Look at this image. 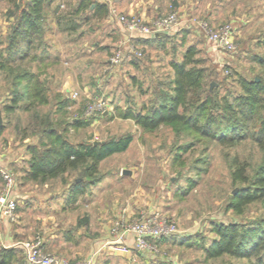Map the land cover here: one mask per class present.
<instances>
[{
    "label": "rangeland",
    "instance_id": "obj_1",
    "mask_svg": "<svg viewBox=\"0 0 264 264\" xmlns=\"http://www.w3.org/2000/svg\"><path fill=\"white\" fill-rule=\"evenodd\" d=\"M101 1L107 3L105 13L88 6L74 13L78 0H47L39 32L33 35L25 55L23 41L13 51L8 50V37L19 11L11 2L0 0V62L13 57L8 68H0L4 127L0 133V168L13 173L16 199L11 217L0 214V247L17 251L8 264H21L17 259L23 249L17 243L35 236L41 238L48 253L84 259L112 237L109 228L116 221L128 225L141 215L174 222L176 233L156 240V251L134 252L130 248L127 253H118L106 245L93 264H249L254 258L227 254L207 258L203 246L215 236L214 223L247 226L259 224L264 217V203L260 201L246 205L240 213L228 207L230 195L242 185L230 177L233 156L251 166L262 160L253 141L247 137L220 142L170 125L143 129L124 114L128 110L146 112L163 100L172 79L169 61L180 60L188 47L195 50L196 65L211 72L205 78L208 89L214 88L219 95L241 92L229 73L230 69L237 70L251 77L259 70L253 56L264 55V0H195V10L186 5L188 0H127L133 4L123 7H117L114 0ZM16 2L22 7L25 0ZM141 11H148L149 19L175 12L178 23L173 40L142 45L135 37L123 39L118 16L146 20ZM208 11L214 22L207 18ZM59 15L65 18L56 23ZM199 20L210 21L213 28L229 24L235 48L225 51L214 47L198 28ZM132 45L142 51L139 58L131 55ZM118 48L123 58L112 63ZM22 53L25 57L19 59ZM9 68L35 75L44 84L48 103L35 101L26 108L29 98L24 90L30 80L24 75L14 78L16 71ZM16 92L21 96L18 105L5 111L3 106ZM65 97L70 99L59 107L56 102ZM98 102L101 109L86 114V104ZM49 112L55 127H65L62 134L73 144L97 143L127 134L132 139L125 150L100 161L95 182L81 180L76 171L44 182L25 180L28 146L39 148L43 140L36 116ZM77 178L82 190L70 201L69 189ZM3 186L0 175V192ZM5 234L11 239L4 241Z\"/></svg>",
    "mask_w": 264,
    "mask_h": 264
},
{
    "label": "trees",
    "instance_id": "obj_2",
    "mask_svg": "<svg viewBox=\"0 0 264 264\" xmlns=\"http://www.w3.org/2000/svg\"><path fill=\"white\" fill-rule=\"evenodd\" d=\"M6 1L11 2L19 11L8 37V50L13 51L15 45L23 41L27 46L24 51L26 55L31 48L32 37L39 32L44 19L43 10L47 0H25L22 7H19L17 0ZM84 6L104 13L107 12L108 7L106 2L78 0L74 13ZM64 18L59 15L55 22L60 23ZM69 27L74 29V24ZM169 38L172 39L173 35L134 40L143 45L162 43ZM194 52L192 47H188L180 60L169 61L172 79L168 91L163 92V100L150 106L146 112L128 110L124 117L132 118L143 129H156L161 125H170L179 128V131L188 128L198 133L201 138H212L220 142L250 138L261 152L262 160L251 166L247 160L239 158L238 155L231 159L230 177L232 181L242 185L230 195L228 207L240 213L250 203L257 201L264 203V55L253 56L259 70L251 77L230 69L229 74L233 76L232 79L238 84L241 92L237 94L225 92L219 95L214 88L211 90L206 87L205 78L211 75V72L206 73L204 67L196 65L198 60L194 58ZM131 55L138 57L135 54ZM23 57H25L24 53L18 54L19 59ZM11 58L13 57L8 56L5 63L0 62V68H8L7 64ZM9 69L11 72L17 70ZM22 71L19 69L13 77L19 78L24 75L30 80L24 90L29 98L26 108L34 106L35 101L48 103L44 84L29 71ZM20 98V94L16 92L10 98V102L3 106L4 110L8 112L13 110ZM69 99L65 97L56 103L61 107ZM36 118L43 140L39 141V148H35L34 145L28 146L30 157L24 170L25 180L44 182L62 177L70 171H76L81 180L95 182L99 179L100 161L114 152L125 150L132 139V136L127 134L97 143L73 144L62 134L65 132V127L61 130L55 127L50 112ZM3 129L4 127L0 125V133ZM82 186L81 181L75 179L72 182L68 194L70 201L75 200ZM212 230L215 236L203 246L207 258L227 254L239 258H254L249 264L264 263V217L259 224L247 226L233 222H218L213 224ZM15 252L17 251L14 248L0 247V264H8L12 261ZM17 260L25 264L23 252Z\"/></svg>",
    "mask_w": 264,
    "mask_h": 264
},
{
    "label": "built area",
    "instance_id": "obj_3",
    "mask_svg": "<svg viewBox=\"0 0 264 264\" xmlns=\"http://www.w3.org/2000/svg\"><path fill=\"white\" fill-rule=\"evenodd\" d=\"M118 20L123 26L125 39L135 38H152L162 36L172 32L178 23L177 14L169 12L165 15L157 16L149 20H142L136 16L125 17L118 16ZM198 28L207 36L208 41L214 46L225 51H232L235 48L232 28L229 24H222L218 28H213L209 21L199 20ZM136 56H141L142 51L134 45L129 47ZM123 58L122 51L118 48L114 52L111 62L118 63ZM74 93L71 94V98ZM101 103L86 104L85 112L89 114L95 110L101 109ZM0 175L4 182L3 189L0 192V214L11 217L16 207L14 197L15 179L13 173L7 168H0ZM174 222L166 223L158 221L154 216H140L128 225H123L116 221L110 228L109 233L112 237L101 243L90 256L81 260H70L60 255L51 254L43 249L42 241L39 236H35L29 241H19L17 244L23 249L25 264H93L96 254L101 247L108 245L113 251L118 253H127L130 248L134 252L156 251L155 241L161 238H167L176 233ZM150 240H154L149 242Z\"/></svg>",
    "mask_w": 264,
    "mask_h": 264
},
{
    "label": "crops",
    "instance_id": "obj_4",
    "mask_svg": "<svg viewBox=\"0 0 264 264\" xmlns=\"http://www.w3.org/2000/svg\"><path fill=\"white\" fill-rule=\"evenodd\" d=\"M96 1H99V2H106V1H101V0H96ZM108 2L110 1V0H107ZM111 1H113V0H111ZM129 1H131V0H129ZM196 3L197 2H195V0L194 1H192V0H188V4H186L187 6H189V8H191V10H195V5H196ZM114 4L115 5H117V7H123V6H125V5H132V4H128V2H127V0H114ZM91 7H93V4L91 5ZM129 9H130V7H128ZM157 8H158V5H157ZM138 9H140V8H138ZM143 9V8H142ZM209 12V13H208ZM207 13H206V15H208L207 16V18H209V19H211V21L212 22H214V18H213V16H212V13H211V11H208ZM141 15L144 17V19H146V20H148L150 17H149V14H148V11L147 12H144V11H141ZM210 22V21H209ZM175 32V29L172 31V32H169V33H167V34H164V35H172L173 33ZM121 33V35H122V37H123V39H124V37H125V33H124V31L122 32H120ZM6 223H8V222H6ZM3 224V223H2ZM4 225V224H3ZM8 226L9 225H7V228L6 229H8ZM3 229V228H2ZM5 229V230H6ZM5 239H4V241L5 240H10L11 239V237H9V235L7 234H5L4 236H3ZM8 237H9V239H8Z\"/></svg>",
    "mask_w": 264,
    "mask_h": 264
},
{
    "label": "water",
    "instance_id": "obj_5",
    "mask_svg": "<svg viewBox=\"0 0 264 264\" xmlns=\"http://www.w3.org/2000/svg\"><path fill=\"white\" fill-rule=\"evenodd\" d=\"M213 84H214L213 82L210 83V88L213 86ZM1 121L2 120H1V115H0V125H1ZM76 181H79V178H77Z\"/></svg>",
    "mask_w": 264,
    "mask_h": 264
}]
</instances>
